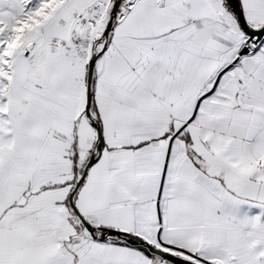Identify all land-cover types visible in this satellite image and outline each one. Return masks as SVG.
I'll return each instance as SVG.
<instances>
[{"label": "crops", "instance_id": "0c3cea01", "mask_svg": "<svg viewBox=\"0 0 264 264\" xmlns=\"http://www.w3.org/2000/svg\"><path fill=\"white\" fill-rule=\"evenodd\" d=\"M58 1L44 38L0 70V264H170L84 228L70 197L93 155L74 204L95 228L264 264V36L240 56L227 0H123L107 39L68 52L50 37L98 0ZM239 3L264 27V0Z\"/></svg>", "mask_w": 264, "mask_h": 264}, {"label": "water", "instance_id": "95a60500", "mask_svg": "<svg viewBox=\"0 0 264 264\" xmlns=\"http://www.w3.org/2000/svg\"><path fill=\"white\" fill-rule=\"evenodd\" d=\"M122 3H123V0H114L113 1V4H112L110 11H109V16H108V19H107V22H106V25L104 28V32H103V37H105L106 39L109 37L111 30L113 28V25L118 18V14H119L120 8L122 6ZM227 3L232 8V10L236 13V15L240 21V24H241L243 30L245 31V33L248 35L249 39L252 40V39L256 38V40L260 41L262 39V37L264 36V27L259 28V29H252L251 27H249V25L247 24V22L244 18L243 11L240 7L239 0H227ZM248 52H249L248 48H244L240 51L239 55L241 56V55L247 54ZM98 55H99L98 51L93 53L91 60H90V65H89L88 97H87V107H86V111L88 114H90V109H91V104H92L91 81H92L93 69H94V65H95V62H96ZM196 111L197 110H195L192 117L195 115ZM95 127H96L97 132H98V143L96 146V151L100 152L102 147H103L102 130H101L100 124H98V123L95 124ZM184 127H185V125L172 136L171 142L184 129ZM95 158H96V156L93 155L91 157V159L89 160V162L87 163V165L85 166L83 173H82V176L77 181L75 189L73 190L72 195L70 197L71 207L73 208L74 212L76 213L79 220L83 224L84 228L91 235H93L94 237H98L101 241H106L108 238H110L112 240H116V241H119L121 243L125 242L127 245H131V246H134V247L142 250L144 253H146L150 257H157V258L161 259L162 261L168 262L170 264H199L198 263L199 261L204 263V264H210V263H207L206 261L200 259L199 257H197L196 255H194L192 253H189L187 251H183L180 249H176L175 247H172L170 245H166L161 240H160V246L158 247V246L147 243L146 241H144L141 237H139L137 235L124 233V232L113 230V229H105V228L97 229L94 226H92L76 209L75 204H74V195L77 192V190L79 189V187L81 186V184L83 183V181L85 180V177L87 175L89 168L95 162ZM170 250H178V251L180 250L179 252H183L186 257H183L177 253H174L173 251H170Z\"/></svg>", "mask_w": 264, "mask_h": 264}, {"label": "rangeland", "instance_id": "374dc122", "mask_svg": "<svg viewBox=\"0 0 264 264\" xmlns=\"http://www.w3.org/2000/svg\"><path fill=\"white\" fill-rule=\"evenodd\" d=\"M58 4V0H0V53L4 46L9 47L7 63L15 53L44 38L52 26L51 12ZM23 5L26 19L18 27ZM6 60L0 61V70Z\"/></svg>", "mask_w": 264, "mask_h": 264}, {"label": "built area", "instance_id": "2783aa9c", "mask_svg": "<svg viewBox=\"0 0 264 264\" xmlns=\"http://www.w3.org/2000/svg\"><path fill=\"white\" fill-rule=\"evenodd\" d=\"M113 1L98 0L86 11L74 12L72 16L76 22V27L66 38L58 35L51 36L49 39L50 45L63 48L68 52L86 53L91 51L96 38L101 35L105 28ZM58 24L64 29L67 28V22L64 20H60ZM259 45L260 41L256 38L250 40L248 36H245L241 50L248 48L249 52H253L258 49Z\"/></svg>", "mask_w": 264, "mask_h": 264}, {"label": "bare ground", "instance_id": "6f19581e", "mask_svg": "<svg viewBox=\"0 0 264 264\" xmlns=\"http://www.w3.org/2000/svg\"><path fill=\"white\" fill-rule=\"evenodd\" d=\"M21 11V17H19L18 18V21H17V26L19 27L22 23H23V21H25V13H26V8H25V6L23 5L22 6V9L20 10ZM3 52L2 53H0V61H3V60H6V58H5V55L9 52V47H7V46H4L3 48Z\"/></svg>", "mask_w": 264, "mask_h": 264}, {"label": "trees", "instance_id": "16d2710c", "mask_svg": "<svg viewBox=\"0 0 264 264\" xmlns=\"http://www.w3.org/2000/svg\"><path fill=\"white\" fill-rule=\"evenodd\" d=\"M122 243L126 244L125 242H122Z\"/></svg>", "mask_w": 264, "mask_h": 264}]
</instances>
